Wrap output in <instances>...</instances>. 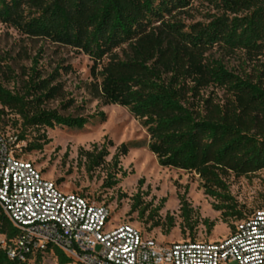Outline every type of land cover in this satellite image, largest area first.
<instances>
[{
  "label": "trees",
  "instance_id": "obj_1",
  "mask_svg": "<svg viewBox=\"0 0 264 264\" xmlns=\"http://www.w3.org/2000/svg\"><path fill=\"white\" fill-rule=\"evenodd\" d=\"M192 1L0 0V22L29 37L48 39L89 55L94 61L98 97L106 105L127 107L141 120L149 134V150L159 164L196 172L205 193L220 202L214 208L223 210L224 217L242 220L247 216L233 203L227 178L249 177L264 169V0H221L220 13L208 21L186 22L180 14ZM216 46L226 54L244 51L259 67L250 73H236L222 60L209 58L207 53ZM9 71L10 64L5 69L0 65V112L19 117L23 126L17 134L20 140L29 128L81 129L96 116L64 115L60 109L46 106L63 93L57 82L58 69L44 77L34 63L23 89L17 90L6 85ZM211 86L224 88L229 97L220 102L212 95L204 96L203 91ZM72 104L71 98L61 108ZM100 115L105 116L103 112ZM39 139L43 142H30L26 150H42L50 142L44 134ZM127 153L124 143L113 156L109 187L120 181L117 174L122 168L118 165ZM82 155L93 171L109 156L108 144L82 151ZM180 204L193 231L196 222L192 224V213L196 211L184 195ZM162 207L155 208V213ZM137 209V205L132 208ZM167 218L171 229L175 219L169 214ZM204 223L209 230L215 226L208 219ZM159 225V221L153 222V226ZM17 235V228L0 206V264L40 262L41 253L26 261L8 255L1 239L10 242ZM54 253L59 264L72 261L58 248Z\"/></svg>",
  "mask_w": 264,
  "mask_h": 264
},
{
  "label": "rangeland",
  "instance_id": "obj_2",
  "mask_svg": "<svg viewBox=\"0 0 264 264\" xmlns=\"http://www.w3.org/2000/svg\"><path fill=\"white\" fill-rule=\"evenodd\" d=\"M220 1L193 0L180 17L186 22H206L211 15L220 13ZM207 55L211 59L222 60L236 73H250L259 67L256 60L250 62L241 50L226 54L216 46ZM36 62L43 70L44 77L59 70L57 82L61 83L63 93L49 101L46 104L48 108H58L64 115L96 116L89 119L81 129L61 126L54 129H27L23 139L26 145H23L21 152L24 159L33 162L47 178L56 181L62 190L80 192L109 205L113 210L115 224L130 223L159 242H179L192 237L211 241L222 239L230 233L231 225L238 219L224 217L223 210L214 208V204L220 202L205 193L200 176L194 171L160 165L156 155L149 150V134L141 120L127 107L106 105L98 97L93 77L94 61L89 55L48 39L29 37L0 22V65L4 69L7 63L11 66V71L7 73V87L23 89L29 69ZM203 94L206 97L212 95L220 102L229 97L224 88L214 86L205 89ZM71 98L73 104L61 108V104ZM101 112L105 114L104 118ZM22 131L23 126L17 115L0 112L1 134L17 135ZM43 134L50 142L42 150H26L30 142H43L39 139ZM104 143L108 144L109 156L103 165L92 171L82 151L93 150L95 146L101 148ZM124 143L128 146V153L120 157L118 167L122 171L117 174L120 181L109 187V175L114 171L113 156ZM122 172L127 175L122 176ZM227 183L234 198L233 203L237 204L245 216L264 207V169L249 177L230 175ZM182 195L196 211L192 213V224L196 222L193 231L182 216ZM161 204L162 209L155 213V208ZM134 205L138 206L137 210H132ZM145 207L148 209L141 215L140 211ZM168 214L175 219V226L171 229ZM205 219L215 223L211 230L204 223ZM155 221H159L160 225L153 226ZM31 264L59 263L53 253H47L40 262L33 259Z\"/></svg>",
  "mask_w": 264,
  "mask_h": 264
},
{
  "label": "built area",
  "instance_id": "obj_3",
  "mask_svg": "<svg viewBox=\"0 0 264 264\" xmlns=\"http://www.w3.org/2000/svg\"><path fill=\"white\" fill-rule=\"evenodd\" d=\"M26 145L0 133V206L18 235L1 239L8 255L26 261L65 252L70 264H264V208L231 225L217 240L162 243L80 192H66L21 155Z\"/></svg>",
  "mask_w": 264,
  "mask_h": 264
}]
</instances>
